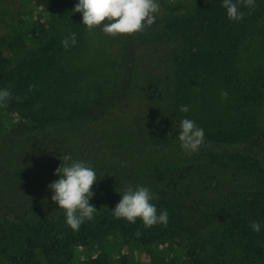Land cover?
I'll return each instance as SVG.
<instances>
[{
  "label": "trees",
  "instance_id": "16d2710c",
  "mask_svg": "<svg viewBox=\"0 0 264 264\" xmlns=\"http://www.w3.org/2000/svg\"><path fill=\"white\" fill-rule=\"evenodd\" d=\"M37 1L49 14L40 44L15 63L0 51V88L12 93L0 106V264H138L109 250L76 261L78 247L115 235L181 244L185 257L165 264H264V227L250 228L264 225V0L241 5L240 21L201 0L186 13L166 5L134 34L97 26L92 57L77 0ZM185 117L204 130L196 153L177 138ZM65 156L98 174L97 212L78 231L48 188ZM128 185L152 190L166 225L112 215Z\"/></svg>",
  "mask_w": 264,
  "mask_h": 264
},
{
  "label": "clouds",
  "instance_id": "9594fccd",
  "mask_svg": "<svg viewBox=\"0 0 264 264\" xmlns=\"http://www.w3.org/2000/svg\"><path fill=\"white\" fill-rule=\"evenodd\" d=\"M241 5L251 9L255 0H221V7L225 9L226 17L230 21H240L245 13ZM82 17V25L91 31L100 26L101 31L109 36L134 34L153 24L156 14L160 11L159 0H77L73 8ZM76 43V35L72 33L61 41L63 47L68 48ZM221 97L227 92L221 91ZM12 93L8 88H0V106H4ZM181 112L187 113V105H181ZM177 138L181 149L187 153H196L205 142L204 130L195 121L183 118L179 121ZM54 175L58 179L48 185L51 191V201L58 205L63 212L65 224L73 231H78L86 221H91L97 209L90 204L94 193L92 186L97 181L96 169L88 162L65 156ZM121 199L111 210L117 219H124L128 223H136L137 219L145 228L157 224L166 225L168 222L167 210L159 211L154 203V193L147 186L128 185L120 193ZM262 225L252 221L250 228L260 233ZM140 235L139 232L136 233Z\"/></svg>",
  "mask_w": 264,
  "mask_h": 264
},
{
  "label": "rangeland",
  "instance_id": "374dc122",
  "mask_svg": "<svg viewBox=\"0 0 264 264\" xmlns=\"http://www.w3.org/2000/svg\"><path fill=\"white\" fill-rule=\"evenodd\" d=\"M201 0H159L160 11L167 10L166 5L177 8L179 13L194 10ZM49 21V14L37 0H0V51L4 52L14 63L36 47L42 40V28ZM100 34L97 26L90 31L89 50L90 57L99 56ZM89 57V53H88ZM247 61L256 63L250 56ZM264 118V106L262 108ZM17 118L10 117L6 124H11ZM9 121V122H8ZM110 251L113 260H119L127 255L138 264H165L167 262H180L185 257L184 248L178 242L156 244L145 247L136 241H126L119 235L107 239L103 243H91L80 246L76 250V261L81 263L87 258L98 256L100 253Z\"/></svg>",
  "mask_w": 264,
  "mask_h": 264
}]
</instances>
